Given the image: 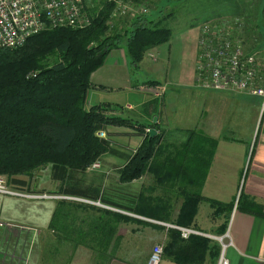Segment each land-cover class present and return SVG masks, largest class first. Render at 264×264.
Instances as JSON below:
<instances>
[{
    "label": "trees",
    "instance_id": "obj_1",
    "mask_svg": "<svg viewBox=\"0 0 264 264\" xmlns=\"http://www.w3.org/2000/svg\"><path fill=\"white\" fill-rule=\"evenodd\" d=\"M117 1L121 0L104 1L85 28L45 29L22 47L0 50V176L10 187L30 185L35 173L47 167L61 181L70 179L68 171H87L114 150L111 140L97 133L108 126L133 125L128 119L106 115L103 106L87 104L91 76L118 47H125L133 65L139 64L150 49L170 40L172 30L163 21H147L143 15L132 19L128 28L113 29L110 20ZM153 127L158 130V124ZM140 128L145 131L144 139L120 170V182L132 183L149 174L161 188L174 187V195L183 198L178 225L192 226L200 203L206 200L200 192L201 174L215 146H207L209 139L194 132L181 146H171L161 143L162 135L151 138L147 129ZM154 200L139 194L126 210L154 219L160 212ZM243 200L241 195L238 208ZM226 230L227 226L222 227L220 235ZM170 235L165 255L180 264L204 260L210 239L191 236L184 240L175 230Z\"/></svg>",
    "mask_w": 264,
    "mask_h": 264
},
{
    "label": "crops",
    "instance_id": "obj_2",
    "mask_svg": "<svg viewBox=\"0 0 264 264\" xmlns=\"http://www.w3.org/2000/svg\"><path fill=\"white\" fill-rule=\"evenodd\" d=\"M124 48L118 47L111 53L120 51L121 57L123 56L126 62L128 59ZM95 75L96 73L91 78ZM152 82H146L145 88L151 97L141 102L139 109L132 104L126 107L128 116L122 118L130 120L133 125L108 126L113 128L112 130L106 128L105 133L110 140L117 142L114 137H124V140H122L123 143L118 141L121 147L114 148L112 152L106 153L101 158V169L84 172L68 171L66 176L70 175V179L64 181L55 180L50 170L41 177L40 184L45 181L52 182L53 185L56 183L55 190L48 187L42 190L34 189L30 183L24 187L11 186L18 190L48 195L47 198L39 201L9 196L16 203L11 201L10 204L5 205V208L2 207L0 200V208L2 207L0 213L11 205L17 206L24 203L31 205V212L39 218V224L33 226L40 228H34V230L41 236L42 249L41 256H38L31 245L27 247L28 240L22 236L27 245H22L18 250L17 240L21 239L20 236L14 241L10 233L9 240H6L5 234L11 230H2L0 231V264H7L8 261L13 264L9 259L16 261L15 250L16 252L23 250L20 258L30 257L29 259H33L36 263L41 261V264H60L59 262L61 264H148L150 254L141 257V262L137 263L128 260L124 251H121L120 241L123 240L127 231L124 229L122 232L119 229L121 224L130 222L124 219L125 216L131 217L130 212L126 210L130 207L129 186L140 179L132 183H122L119 176L120 170L131 156L122 148L127 144V139L134 140L138 135L143 141L145 131L139 129V126L145 130H151L154 129L153 124H158V130H155L157 134L162 135L161 143L165 141L171 146H181L188 140L190 133L194 132L196 135L200 134L209 139L206 142L207 146H215L210 162L207 161L205 173L201 174L204 179L201 183V191L206 200L200 203L195 220L190 226L202 233L192 236L211 240L204 260L198 264H220L223 255L228 259L229 264H264V108L262 98L239 90H209L203 88L199 82L195 83L192 85V91L203 88L201 91L207 93L204 108L209 106L210 99L216 98V101H213L212 117L210 113L203 112L198 125L176 126L174 128L176 132L172 133L170 140H167V132H172L169 131L171 130L170 112L163 99L165 94L160 95L156 92L159 91L160 84L155 81L156 85H153ZM90 106L94 105L90 104ZM116 113L117 111L113 110L109 116L120 117ZM155 118L156 121H154ZM207 150L211 152L210 149ZM145 177L146 175L142 178ZM169 190L174 194V187H170ZM163 192L167 193V190ZM139 193H135L136 197L132 199L134 200L132 203H136ZM239 194H243L244 200L238 208ZM167 197L163 199L160 195L155 197L154 208L160 212L154 216V219L134 214L137 217V223L152 228V240L161 242L164 248L169 244L171 231H178L168 228L165 224L178 225L177 217L180 212L179 209L176 215L173 214L174 219L168 218L167 213L162 214L164 204L166 207L167 200L171 201L172 198L171 195ZM101 199L113 202L117 207L103 204ZM210 202L217 205L213 206ZM262 212L263 215H261ZM224 226H227V230L225 234L220 235L219 231ZM222 237H224L223 240H221ZM162 264L180 263L165 255L164 251Z\"/></svg>",
    "mask_w": 264,
    "mask_h": 264
},
{
    "label": "rangeland",
    "instance_id": "obj_3",
    "mask_svg": "<svg viewBox=\"0 0 264 264\" xmlns=\"http://www.w3.org/2000/svg\"><path fill=\"white\" fill-rule=\"evenodd\" d=\"M104 1L106 0H85L88 15L91 16L93 12L101 7ZM121 1L123 3H120L119 7L117 4L112 13L110 25L112 28L114 27L113 29L130 27L132 19L143 15L147 21H163V24L172 30V36L168 42L156 46L152 50L150 49L139 64L133 65L126 54L128 60L125 62V58L121 57L122 53L120 51H113L108 55L103 64L104 66L95 71L96 75L91 78L92 86L88 92L87 104L89 106L91 104L105 107L106 115H110L113 110H116V114L121 118L127 117V106L132 104L139 109V104L151 97V94L145 91L146 82L155 80L160 84V89L156 92L160 95L161 93L165 94L163 99L170 112L171 130L169 131L172 132H167V140H170L172 133L176 132L174 130L176 126L198 125L201 122L203 112L212 115L213 101H216V98L210 99L209 106L204 108L205 96H207L205 89V92H202L203 88L192 91V85L199 82V40L201 26L204 22L211 20L233 29L235 35L243 41L247 50L255 51L264 57V0ZM239 20L240 22H238ZM127 24L128 26H126ZM153 91L155 92L154 88ZM108 129L112 130L113 128L108 127ZM121 138L114 137L117 142L111 140L113 148L121 147L119 142L123 143L124 137ZM141 141L142 138L137 135L134 140L127 139V144L122 148L124 152L131 155L134 149L141 144ZM48 171H50L49 167L35 173V176L30 180L32 188L38 190L47 187L53 190L56 189V183L53 185L52 182L45 181L40 184L41 177L46 175ZM25 179L29 180L28 178ZM129 188L130 206L134 201L132 199L136 197V192L151 197L160 195L161 199L171 195V201L167 200L166 207L164 204L162 211V214H169L168 218L170 219H174L173 216L176 215L183 204L182 197H176L169 188L167 189L169 195L163 192L165 189L161 188L153 176L149 174H146L145 178L130 184ZM200 192L202 194L201 189ZM241 195L243 194L237 196V202ZM43 198H28L27 200L39 201ZM0 200L3 208L11 201L16 203L9 196L0 195ZM129 214L137 219L133 213ZM0 220L10 225L11 231L5 234L6 240H9L10 233H12L14 241L17 237L20 236L21 238L23 236L28 240V245L21 238L17 240L19 242L18 250L24 244L27 247L31 245L32 250L37 251V255L41 256V236L34 230L35 226L39 224V218L31 212L30 204L9 206L7 210L0 213ZM36 229L40 228L37 227ZM124 229L127 233L124 235L123 240L120 239V247H122L121 251H124L130 261L141 262V257L151 255L153 248L161 243L152 240V228H147L146 225L139 224L136 220L121 224L119 230L123 232ZM14 252L17 256L16 261L9 259L13 264H41V261L36 263L33 259H29L30 257L27 259L20 258L23 255V250L21 252L15 250ZM59 263L61 264V262ZM7 264H10V262L8 261Z\"/></svg>",
    "mask_w": 264,
    "mask_h": 264
},
{
    "label": "built area",
    "instance_id": "obj_4",
    "mask_svg": "<svg viewBox=\"0 0 264 264\" xmlns=\"http://www.w3.org/2000/svg\"><path fill=\"white\" fill-rule=\"evenodd\" d=\"M120 3L123 1H117L118 7ZM86 10L85 0H0V50L22 47L29 38L45 29L85 28L91 23ZM198 62V80L203 88L244 91L261 97L264 108V57L247 50L233 29L211 20L204 22ZM97 135L101 139L107 138L103 130ZM101 167V161L97 160L88 170H99ZM0 195L22 199L47 197L12 188L4 176H0ZM165 225L178 230L183 239L202 234L190 227ZM8 229L10 225L0 220V231ZM163 255L164 245L157 244L148 264H162ZM220 264H229L224 255Z\"/></svg>",
    "mask_w": 264,
    "mask_h": 264
},
{
    "label": "water",
    "instance_id": "obj_5",
    "mask_svg": "<svg viewBox=\"0 0 264 264\" xmlns=\"http://www.w3.org/2000/svg\"><path fill=\"white\" fill-rule=\"evenodd\" d=\"M157 119L155 118L154 121H156ZM157 134V131L155 129H151L150 130V137H154ZM224 237L221 238V240H223Z\"/></svg>",
    "mask_w": 264,
    "mask_h": 264
},
{
    "label": "bare ground",
    "instance_id": "obj_6",
    "mask_svg": "<svg viewBox=\"0 0 264 264\" xmlns=\"http://www.w3.org/2000/svg\"><path fill=\"white\" fill-rule=\"evenodd\" d=\"M106 137H107V135H106Z\"/></svg>",
    "mask_w": 264,
    "mask_h": 264
}]
</instances>
